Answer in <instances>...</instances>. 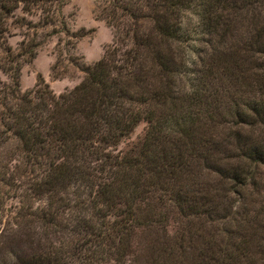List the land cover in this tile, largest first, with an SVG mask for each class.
I'll return each instance as SVG.
<instances>
[{"label":"trees","instance_id":"trees-1","mask_svg":"<svg viewBox=\"0 0 264 264\" xmlns=\"http://www.w3.org/2000/svg\"><path fill=\"white\" fill-rule=\"evenodd\" d=\"M63 1L0 0V148L13 139L17 159L0 161V264H128L132 227L164 221L159 206L204 211L202 170L241 185L231 159L264 163L249 129L264 131V0H94L110 46L70 89L36 74L20 91L7 18L20 3L51 22ZM141 119L139 145L113 152Z\"/></svg>","mask_w":264,"mask_h":264},{"label":"rangeland","instance_id":"rangeland-1","mask_svg":"<svg viewBox=\"0 0 264 264\" xmlns=\"http://www.w3.org/2000/svg\"><path fill=\"white\" fill-rule=\"evenodd\" d=\"M93 4L94 0L55 2L48 15L51 22L44 21L38 8L25 12L17 4L7 18L6 44L20 64L17 77L20 91L33 87L36 74L54 94L70 89L83 75L79 66L90 65L110 46L112 28L93 15ZM242 15L244 11L237 13ZM188 16L184 14V26ZM19 21L21 26L16 25ZM61 22L69 32L82 35L73 38L60 32ZM0 79H5L2 73ZM146 127L144 120H138L112 151L122 155L135 149ZM239 129L246 130L242 126ZM249 129L264 140L260 126ZM14 144L13 139L3 143L1 162L17 163V159L13 160L16 155L10 154ZM230 163H238L243 172L251 173L245 184L237 185L227 176L202 170L204 185H200L203 186L200 195L204 203L198 208L204 211L193 215L174 206H159L157 211H165L164 221L132 227L126 263L200 264V250L206 256L212 253L216 264H226L230 254L236 258L234 264H264V163L244 159H231Z\"/></svg>","mask_w":264,"mask_h":264}]
</instances>
